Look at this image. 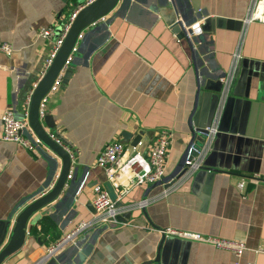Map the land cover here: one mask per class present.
I'll list each match as a JSON object with an SVG mask.
<instances>
[{
  "label": "crops",
  "instance_id": "0c3cea01",
  "mask_svg": "<svg viewBox=\"0 0 264 264\" xmlns=\"http://www.w3.org/2000/svg\"><path fill=\"white\" fill-rule=\"evenodd\" d=\"M90 1L0 0V43L13 48L0 53V115H23L50 48L39 31L58 30ZM189 22L201 32L174 31ZM68 71L44 114L53 129L41 124L67 146L70 178L2 264H264L255 252L264 247V0H119L79 41ZM208 124L217 132L201 168L189 174L180 165L192 132ZM163 130L172 135L163 180L129 189L118 208L119 218L128 216L123 222L93 226L45 261L49 244L93 219L94 188L108 183L96 165L104 148L114 141L130 147L140 136L147 150ZM1 131L0 123V251L18 215L61 170L43 144L28 151L2 141ZM167 230L241 241L246 249L236 257Z\"/></svg>",
  "mask_w": 264,
  "mask_h": 264
},
{
  "label": "built area",
  "instance_id": "2783aa9c",
  "mask_svg": "<svg viewBox=\"0 0 264 264\" xmlns=\"http://www.w3.org/2000/svg\"><path fill=\"white\" fill-rule=\"evenodd\" d=\"M92 1L93 0H91L89 3ZM81 9L82 8H79L72 12L69 15L68 21L58 30L50 27L41 29L39 31L38 35L50 44L48 55L44 60L43 69L40 72L37 80L31 86L27 95L25 96L22 105L23 115L21 119H18L15 115V112L11 109H5L0 115L2 141L17 144L28 151H34L37 146L42 144L37 137L29 139L24 135V132L26 131L32 132L28 122V111L31 98L37 85L52 65L73 20ZM190 28L192 29L193 33L201 32L199 24H195ZM74 51L75 48L65 61L62 70L53 82L49 92L40 101L38 116L41 120L44 117L50 98L55 95V93H57L59 88L62 86L63 76L66 71H68V68L73 60V54L75 53ZM12 52L13 48L10 44L0 43L1 54L9 55ZM228 80L229 78H227L223 83L224 87L226 86V88L228 85ZM226 88L222 90L221 94H225L227 90ZM216 132L217 127L214 124H210L204 129L197 130L196 135L200 137V147L197 149L195 145H193L189 149L187 159L185 161L187 173L193 174L195 171L201 168L202 158L209 150L211 140L213 139ZM48 136L68 153L67 146H65L55 134L49 133ZM171 140V133L163 130L156 134L153 145L147 150L144 149L145 140L142 138H140L134 146L128 147L119 141H114L104 148V150L98 155L96 159V165L106 171L108 183L111 185L116 194V201H121V199L128 193L129 189L133 187L152 185L163 180L166 174V161ZM238 188L242 189L243 183H239ZM94 191L95 198L93 199V206L96 213L93 219L90 222L78 223L75 227L65 233L60 239L49 244L45 251V261L52 259L62 248L73 243L84 231L88 230L89 228L96 225L109 226L117 224L118 218L122 213L119 212V209L115 207V202L111 201L108 193L103 187L96 186ZM162 234L210 245L215 249L231 252L236 257H240L246 249L245 244L241 241H230L213 237H204L199 234L172 230L162 231ZM255 252L264 254V247L257 248Z\"/></svg>",
  "mask_w": 264,
  "mask_h": 264
},
{
  "label": "water",
  "instance_id": "95a60500",
  "mask_svg": "<svg viewBox=\"0 0 264 264\" xmlns=\"http://www.w3.org/2000/svg\"><path fill=\"white\" fill-rule=\"evenodd\" d=\"M118 2L119 0H93L91 3L82 7L73 20L52 65L33 92L28 111V122L30 129L35 137H37L41 143L59 159L61 170L51 189L44 195L33 200L16 218L10 240L0 251V264H2L7 257L18 251L23 246L26 238L27 223L30 218L39 210L57 200L65 188L66 181L70 178L69 175L72 168L71 156L61 146L57 145L52 139H50L42 127L41 119H39L38 116L40 101L49 92L53 82L62 70L64 63L71 54L72 50L75 48L74 52H77L79 41L82 40L83 37L87 36L91 31H93V29L97 27L98 24H100L101 20L115 9ZM191 24L192 22H189L185 25V27L179 25V27H175L174 31L179 33L181 28H185L187 32L192 34L193 31L190 28ZM75 53L73 54V57ZM68 75L69 71H66L63 76V81L66 82ZM221 87L222 85L220 84V89ZM42 120L46 124L48 130L53 129L52 124H49L50 117H43ZM209 125L210 124L207 126ZM200 129H203V127ZM197 130L192 132V137L185 152L184 161L180 165V169L185 166V161L191 146L200 144V137L196 135ZM139 139L140 136H137L131 145L134 146L139 141ZM105 190L108 193L111 201L115 202V207L121 208L122 203L120 201H116V194L109 183L105 185ZM125 218L127 219L128 216L121 217L118 220L123 222ZM159 249L160 246H158V251ZM50 262L51 264L53 263V261Z\"/></svg>",
  "mask_w": 264,
  "mask_h": 264
}]
</instances>
